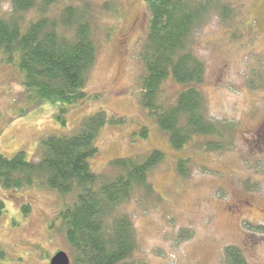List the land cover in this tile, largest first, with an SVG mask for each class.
<instances>
[{
	"label": "rangeland",
	"instance_id": "rangeland-1",
	"mask_svg": "<svg viewBox=\"0 0 264 264\" xmlns=\"http://www.w3.org/2000/svg\"><path fill=\"white\" fill-rule=\"evenodd\" d=\"M220 2L231 6L233 17L223 23L212 16L193 45L205 63L206 115L228 126L219 150L207 149L208 138L197 136L174 150L141 106L140 52L149 20L143 0H57L49 9L56 14L64 5L86 6L96 45L88 99L67 109L64 125L56 118L58 105L27 101L17 69L0 61V154L21 150L37 160L40 138L74 131L99 110L115 122L98 131V153L90 160L96 173L114 175V158L163 153L147 175L152 192L137 187L115 213L130 217L133 257L147 264H227V246L239 248L245 264H264V0ZM35 16L32 9L24 21ZM176 89L166 83L167 95ZM181 158L188 161L185 175L177 170ZM73 199L40 182L21 189L0 185V264H50L58 251L76 264L59 218Z\"/></svg>",
	"mask_w": 264,
	"mask_h": 264
},
{
	"label": "trees",
	"instance_id": "trees-1",
	"mask_svg": "<svg viewBox=\"0 0 264 264\" xmlns=\"http://www.w3.org/2000/svg\"><path fill=\"white\" fill-rule=\"evenodd\" d=\"M56 1L0 0V61L17 69L27 101L58 105L56 118L64 125L67 109L88 99L85 83L96 60V45L88 8L68 4L49 13ZM143 1L149 20L140 52L141 106L174 150L196 136L208 138L207 149H221L228 126L206 115L200 90L205 63L193 45L196 31L212 16L218 15L223 23L233 17L231 6L220 0ZM32 9L36 16L24 21ZM168 81L177 86L170 95ZM107 120L115 122L99 110L74 131L40 138L37 160L21 150L11 157L0 154V185L21 189L40 182L61 195L74 194L59 212L74 263L147 264L133 257L136 241L130 217L115 213L137 187L152 192L147 175L164 156L155 149L143 158H114L109 161L114 175L96 173L90 160L98 153L97 134ZM187 162L177 161L179 174H186ZM3 209L0 201V216ZM224 258L227 264H245L235 246L225 248Z\"/></svg>",
	"mask_w": 264,
	"mask_h": 264
},
{
	"label": "water",
	"instance_id": "water-1",
	"mask_svg": "<svg viewBox=\"0 0 264 264\" xmlns=\"http://www.w3.org/2000/svg\"><path fill=\"white\" fill-rule=\"evenodd\" d=\"M69 257L64 251L56 252L50 259V264H69Z\"/></svg>",
	"mask_w": 264,
	"mask_h": 264
}]
</instances>
